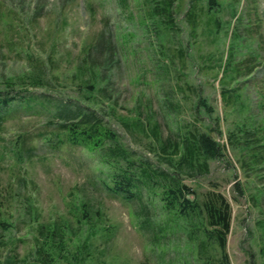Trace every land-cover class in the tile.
<instances>
[{"label": "rangeland", "instance_id": "374dc122", "mask_svg": "<svg viewBox=\"0 0 264 264\" xmlns=\"http://www.w3.org/2000/svg\"><path fill=\"white\" fill-rule=\"evenodd\" d=\"M218 2L217 37L209 33L206 16L190 35L185 20L191 0H182L174 15L177 36L161 49L162 40L138 24L137 17L147 11L137 0H127L126 6L118 0H0V89L2 81L39 73L45 85L34 90L35 96H48L52 103L79 100L137 159L168 169L199 199L210 190L222 193L232 210L229 264H264V0ZM198 3L206 9V0ZM160 49L167 60L159 58ZM87 81L99 90L93 99H79L78 85ZM33 106L19 109L0 133L1 148H10L0 151V206L13 219L28 199L40 222L60 216L75 227L70 210L77 212L73 204L83 201L92 222L106 229L93 238L85 264H220L214 246L188 239L183 220L163 208L160 190L143 188L139 199L124 200L104 189L112 169L99 151L45 143L41 136L54 123L46 124V113ZM47 109L56 111L52 105ZM150 114L162 141L181 148L183 135L207 133L223 146V156L207 160V172L192 174L177 165L179 149L169 165L157 156L151 135L118 119L145 122ZM22 136L23 149L32 152L14 164ZM21 219L11 232L15 242L0 234V264H38L24 210Z\"/></svg>", "mask_w": 264, "mask_h": 264}, {"label": "trees", "instance_id": "16d2710c", "mask_svg": "<svg viewBox=\"0 0 264 264\" xmlns=\"http://www.w3.org/2000/svg\"><path fill=\"white\" fill-rule=\"evenodd\" d=\"M180 1L182 0H142V2L137 0L140 8L144 7V10L147 11V13L144 12V15L140 14L137 17L138 24L143 25L148 32H152L154 38L162 40L161 49L173 44V38L177 36L174 15L177 14L176 9H178L177 6ZM118 2L122 6L127 5V0H118ZM206 2V9L199 5L198 0H191L188 8L185 21L189 23L192 30L190 35L193 37L196 35V27L199 26V18L205 16L207 17L206 23L211 24L210 29H208L211 35L217 37V32L222 28L219 17L215 15L217 11H220L222 5L218 0H206ZM133 18V15H129V20ZM183 52L184 47L178 48L180 58L184 56ZM160 54V59L167 60L169 57L165 52ZM80 68H82L81 65H79V70ZM2 82L3 88L0 89V133L3 124L19 109L27 111L31 110L34 104L37 105L39 108L37 110L46 113V124L54 123L53 130L48 135L41 136L45 143L50 147L69 144L83 147L87 151H99L104 165L112 169L110 183H105L104 189L124 200L139 199L143 188L150 192L160 190V201L163 208L169 213H173L177 219L183 220L188 239L197 240L200 242L198 246L201 247L214 246L220 256V264H229L226 247L231 229L232 210L230 202L222 193L210 190L203 195L202 199H199L192 188L167 171L168 169H160L148 161L137 159L121 143L118 134L106 127L95 112L84 109L79 100L52 103L48 96H35L34 90L45 85L44 78L39 73H36L35 76L24 75L18 79L10 78ZM78 86L79 99L84 97L93 99L95 89L99 90L97 84L90 81L81 82ZM199 101L198 105L202 104L209 112L210 108L206 103L201 99ZM51 105L56 108L54 113H50L47 109ZM110 107L112 109V106ZM118 119L126 127L132 126L133 129L142 134L151 135L155 139L156 147H158L156 149L157 156L169 165L173 164L172 161L176 157L177 150L180 149L177 165H185L183 172L193 174L196 169L198 173H205L208 170L207 160L223 156V146L207 133L193 132L183 135L180 148L179 144L170 140L162 141L160 127L153 120L152 114L145 122H141L138 118L126 119L124 116L118 117ZM232 135L228 137L229 140L232 139ZM2 142L3 138L0 140L1 145ZM16 142L19 140L16 139ZM26 142L27 139L22 136L19 149H15L13 153L14 164L21 163L22 155L29 156L32 152L31 147L23 149V144ZM9 149L8 144L2 148L0 146V151L8 152ZM18 180H20V184L25 182L21 176L18 177ZM73 206L78 209L77 212L70 210V213L76 218L75 227L71 225L70 220L67 221L60 216L59 221L56 219L44 223L37 220V211L33 208L32 201L27 199V205L23 207L25 215L28 216V223L25 228L26 233L31 234L30 236L34 241L36 263L85 264L90 256L88 249L92 246L93 238L100 232L105 234L106 229L102 228L104 226H100L101 224H97V222L95 225L92 222L87 203L82 201L79 204H73ZM23 210L19 212L17 218L13 219V215L0 206V234L7 236L6 241L8 243L15 242L11 232L16 224L22 221ZM94 214L101 215L98 210ZM83 228H85V233H83ZM197 236L199 237L196 238ZM73 238H78L80 243L73 245ZM0 244L4 243L0 241ZM72 247L75 248L74 251H72Z\"/></svg>", "mask_w": 264, "mask_h": 264}]
</instances>
